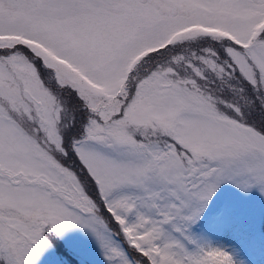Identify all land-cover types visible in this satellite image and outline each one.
<instances>
[{
  "label": "snow or ice",
  "instance_id": "1",
  "mask_svg": "<svg viewBox=\"0 0 264 264\" xmlns=\"http://www.w3.org/2000/svg\"><path fill=\"white\" fill-rule=\"evenodd\" d=\"M225 184L264 193V0H0V264L75 227L106 264H237Z\"/></svg>",
  "mask_w": 264,
  "mask_h": 264
},
{
  "label": "rangeland",
  "instance_id": "2",
  "mask_svg": "<svg viewBox=\"0 0 264 264\" xmlns=\"http://www.w3.org/2000/svg\"><path fill=\"white\" fill-rule=\"evenodd\" d=\"M222 209L219 222L211 217ZM218 213V212H215ZM222 227L206 228L212 239L232 253L237 264H264V193L258 188L241 190L234 185H221L204 224L220 223ZM52 246L45 250L37 264H106L95 236L87 229L75 227L61 236L49 234Z\"/></svg>",
  "mask_w": 264,
  "mask_h": 264
},
{
  "label": "trees",
  "instance_id": "3",
  "mask_svg": "<svg viewBox=\"0 0 264 264\" xmlns=\"http://www.w3.org/2000/svg\"><path fill=\"white\" fill-rule=\"evenodd\" d=\"M212 217V216H211ZM204 228H208V227H206V226H203ZM261 227H262V229H263V231H264V219H263V221L261 222ZM217 228H215L214 230H216Z\"/></svg>",
  "mask_w": 264,
  "mask_h": 264
}]
</instances>
